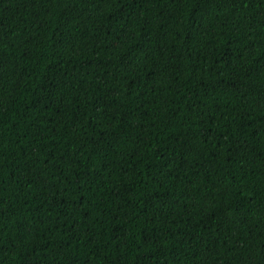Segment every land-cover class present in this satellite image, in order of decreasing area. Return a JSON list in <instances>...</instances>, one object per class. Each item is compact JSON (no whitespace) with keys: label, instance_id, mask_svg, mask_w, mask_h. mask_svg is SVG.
<instances>
[{"label":"trees","instance_id":"obj_1","mask_svg":"<svg viewBox=\"0 0 264 264\" xmlns=\"http://www.w3.org/2000/svg\"><path fill=\"white\" fill-rule=\"evenodd\" d=\"M0 264H264V0H0Z\"/></svg>","mask_w":264,"mask_h":264}]
</instances>
